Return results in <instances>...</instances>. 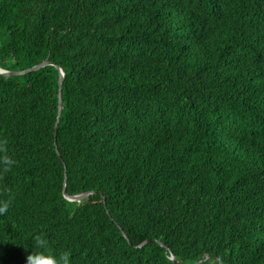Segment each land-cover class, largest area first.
<instances>
[{"label": "trees", "instance_id": "obj_1", "mask_svg": "<svg viewBox=\"0 0 264 264\" xmlns=\"http://www.w3.org/2000/svg\"><path fill=\"white\" fill-rule=\"evenodd\" d=\"M42 62L0 75V264H264V0H0V69Z\"/></svg>", "mask_w": 264, "mask_h": 264}, {"label": "clouds", "instance_id": "obj_2", "mask_svg": "<svg viewBox=\"0 0 264 264\" xmlns=\"http://www.w3.org/2000/svg\"><path fill=\"white\" fill-rule=\"evenodd\" d=\"M7 63L10 65L12 61L9 60ZM15 166L16 161L10 155L8 140L0 137V167L4 172H8ZM11 205V199L0 200V217L9 212ZM35 248L36 251H32L27 256V264H71L69 253L53 254L48 250L47 241L41 236L36 237ZM192 264H197V262L193 261Z\"/></svg>", "mask_w": 264, "mask_h": 264}, {"label": "water", "instance_id": "obj_3", "mask_svg": "<svg viewBox=\"0 0 264 264\" xmlns=\"http://www.w3.org/2000/svg\"><path fill=\"white\" fill-rule=\"evenodd\" d=\"M45 66H53V64L48 63V62H42V63H40V64H38L36 66H33V67H31V68H29L27 70L20 71V72H8V71H4V70L0 69V75H2L4 77L22 76V75H25V74H28V73L36 72V71H38L39 69H41V68H43ZM55 68L58 71V92H57V116H56V123L54 125V134H55L56 129H57V123L59 121V116H60V111H61V88H62V80H63V76H64V73H63V71L60 68H57V67H55ZM88 195L89 194L86 193V194L76 195V196H73V197H66L65 193H64V196L69 201H80L83 198L87 197ZM145 243L146 242L142 243L141 245H139V247L142 246ZM161 246H163V245H161ZM169 260H171V262L173 264H178L176 259L171 254H170Z\"/></svg>", "mask_w": 264, "mask_h": 264}]
</instances>
